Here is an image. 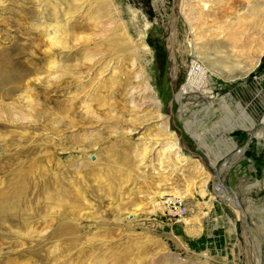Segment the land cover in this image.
I'll use <instances>...</instances> for the list:
<instances>
[{
  "label": "rangeland",
  "instance_id": "obj_1",
  "mask_svg": "<svg viewBox=\"0 0 264 264\" xmlns=\"http://www.w3.org/2000/svg\"><path fill=\"white\" fill-rule=\"evenodd\" d=\"M8 68L0 264H264V0H0Z\"/></svg>",
  "mask_w": 264,
  "mask_h": 264
},
{
  "label": "bare ground",
  "instance_id": "obj_2",
  "mask_svg": "<svg viewBox=\"0 0 264 264\" xmlns=\"http://www.w3.org/2000/svg\"><path fill=\"white\" fill-rule=\"evenodd\" d=\"M59 22V21H58ZM42 30H43V33H44V36L46 37V41H47V43H48V45H49V48H47V52H48V54L49 55H57L55 52L57 51H61V50H68V49H71L70 47H72L71 46V44H69V42H68V35H70L69 34V32H66L65 30H63L64 28V25H62V23H52V22H48V23H46V22H42L41 24H40V26H39ZM38 27V28H39ZM70 37V36H69ZM130 42H132V41H130ZM131 45V44H130ZM72 50V49H71ZM62 60V59H61ZM63 61V60H62ZM89 62H91V69L93 70L96 66H97V68L99 67V66H101L102 64V68L101 69H104L108 64V62H106V59H100V60H96L95 58H89V60H88ZM7 63H9V62H7ZM133 63H135V62H133ZM107 64V65H106ZM110 64H111V62H110ZM6 65V64H5ZM4 65V66H5ZM12 67L11 66V64L10 65H8L7 67ZM69 66L66 64V63H64V62H60L59 61V59H58V56L57 57H54V58H52L49 62H48V65H47V70H48V72H49V74L47 75L49 78V80H51V81H55V80H57V79H59V78H61V77H63V76H66V75H68V74H70L71 72V70H69V68H68ZM109 67H110V65H109ZM10 68H8V69H5L4 71H2L1 73H3L1 76H2V79H0V81H2L3 79H5V81L7 80L6 78H8V75L6 74V73H8L10 70H9ZM12 70V69H11ZM109 70V68L107 67V69L105 70V71H108ZM114 70H115V68L114 69H110V71H112V72H114ZM10 73V72H9ZM14 72H12V74H13ZM25 73V72H24ZM31 73V72H30ZM33 73V72H32ZM80 73V74H79ZM90 73V72H89ZM134 73H135V71H134ZM133 73V74H134ZM75 74V73H74ZM78 74L80 75V76H82L83 74H82V71H80V72H78ZM16 75V74H15ZM28 75H29V73H28ZM135 75V74H134ZM14 78V77H13ZM23 79V76L20 74V77H19V75H18V79ZM24 78H26V76H24ZM42 78L43 77H39L38 79L39 80H42ZM136 78H138V77H136ZM10 79V78H9ZM21 79V80H22ZM16 80V79H15ZM4 81V82H5ZM8 81V80H7ZM17 81V80H16ZM9 82H10V80H9ZM189 82V81H188ZM195 78H190V82L189 83H187L186 85H190V88H192V89H195ZM3 85V84H2ZM5 85H6V83H5ZM197 85V84H196ZM0 86H1V83H0ZM199 86V85H198ZM3 87V86H2ZM146 87H148V86H146ZM137 87H135V89H136ZM144 88H145V86H144ZM128 94H129V92H127ZM134 92H132V94L130 95V96H132L133 98H132V102H135L136 100H137V98H139L140 99V97L141 98H143V97H145V95H146V93H144V94H139V95H134L133 94ZM33 96L31 95V92L30 91H26V92H24V94L21 96V101H22V103H24L25 105H27V106H30L31 105V103H32V98ZM16 107H14V109H15ZM12 110V109H11ZM13 111V110H12ZM15 112H17V111H15ZM130 131H133V129L132 130H130ZM179 154V153H178ZM143 156H145V155H143ZM175 199V201L173 202V201H171L170 203H172L173 204V206H172V211L173 212H178L182 207H184V205H183V200H180V199H183L182 198V196L181 195H179V197L177 196V197H175L174 198ZM178 199H179V201H178ZM180 201H182V204L180 203ZM169 203V204H170ZM262 263H264V262H262Z\"/></svg>",
  "mask_w": 264,
  "mask_h": 264
}]
</instances>
